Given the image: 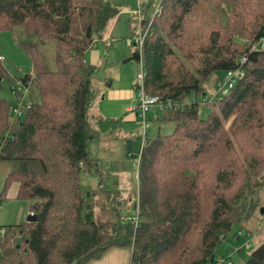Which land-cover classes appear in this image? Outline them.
Returning a JSON list of instances; mask_svg holds the SVG:
<instances>
[{"label": "trees", "instance_id": "obj_1", "mask_svg": "<svg viewBox=\"0 0 264 264\" xmlns=\"http://www.w3.org/2000/svg\"><path fill=\"white\" fill-rule=\"evenodd\" d=\"M156 2L141 16L151 25L132 59L144 72V92L169 102L156 111L173 129L141 148L134 226L131 219L96 221L80 182L82 171L101 170L89 143L116 138L121 126L90 116L95 68L86 59L118 7L108 0H0V31H12L32 63L33 73L19 82L38 94L30 103L16 90L14 101L0 96V161L10 164L0 204L17 182L16 199L28 200L36 217L0 225V264H84L111 245L130 246L132 264H233L216 258V249L227 238L239 242L256 207L253 178L264 171V0ZM2 62L0 80L13 84ZM237 69L243 75L218 94L224 74ZM211 76L215 92L207 96ZM200 104L212 109L202 116ZM247 264H264V243Z\"/></svg>", "mask_w": 264, "mask_h": 264}, {"label": "rangeland", "instance_id": "obj_2", "mask_svg": "<svg viewBox=\"0 0 264 264\" xmlns=\"http://www.w3.org/2000/svg\"><path fill=\"white\" fill-rule=\"evenodd\" d=\"M132 1L137 2L138 0H113L110 2L118 6ZM156 1L152 3L153 7L156 6ZM148 2L149 0H144L142 4ZM137 11L136 6L133 11L134 14L132 13L133 15L131 13L122 15L114 30L115 33L110 34L111 39L114 40L112 49L108 52L105 51L102 56H99L96 60H92L90 63L95 68L92 78L93 86L99 87V85H102L105 89L104 92L101 93L103 98L98 104L100 108L99 111H101L100 116L103 118L110 117L121 120V128L129 135L126 139L132 140L133 148L131 151L134 152V157H126L125 155L122 159H112V163L108 166L117 177L119 186L115 191L106 188L107 186L105 187L104 185V180L108 177L107 173L109 169H105L104 171L101 168L99 173H94L93 175L87 173V171H82L80 182L83 193L88 192L90 194L88 200L89 203H91L92 210L95 214L94 219L98 222H129L131 217L136 214V209H134L133 206L135 203L134 201H136L134 193L137 190L138 184V155L136 154V151L141 147V140L138 138L140 126L133 122V115L128 113L127 110H125V107L128 106L129 109L134 107L132 99H135L137 96V91L136 88H134V85L138 83L142 84V81L138 79V75L142 72V67L135 59L125 63L124 61L132 57L133 51L136 49V46L131 43L129 26L132 24L131 26L133 27L138 23V18H135ZM226 13H228V11L224 10L222 15L223 18ZM128 20L132 22L128 24ZM110 22L111 21H109L107 25H109ZM150 25L151 20L146 26L142 25L141 29L148 32ZM243 41L244 40L241 39V42ZM261 44L264 47V39H262ZM0 54L4 57L2 62L4 70L7 71L10 78L15 80L13 84H9L7 78H2L0 80V96L9 99L10 101H14L12 88L14 87L18 90L24 88L23 85L20 84L19 79L24 74L33 73L32 63L29 56H27L14 41L12 31L8 29L0 31ZM110 79L113 82L112 88H116L115 90L108 89L110 87H108L106 81ZM212 83L213 79L211 76L204 85L207 96H211L212 93L214 94L215 92V87H212ZM210 89H212V91H210ZM120 92H124V99ZM129 92H131V94L128 95V97L126 96V93ZM23 99L25 103H30L31 101L38 99V94L37 92H29L24 95ZM199 108L202 116H205L212 109L211 105L201 104ZM158 116V111L152 112L149 115L150 120L148 123H150V128L146 135V138L148 139L154 138L159 134L164 135L173 129V123L158 119ZM93 122L94 118L92 119V124L94 125ZM226 129L228 130V124ZM230 138L231 140L234 139L233 135L230 134ZM235 141L236 140H233V149L240 153L238 149L239 145H237L238 142L236 141L237 143H235ZM9 165L10 164L5 161H0V193L4 187L3 183L5 176L9 172ZM99 178L101 181L103 179L100 184L97 182ZM253 182L255 183V186L253 187L254 195L252 197L253 201L256 202V207L249 221L242 223L240 240L238 243L235 242L238 246L247 242L249 246H242L239 252L233 251L231 247L234 242L230 238H227L217 247V252L215 253L216 258L221 255L223 257H229L226 260L233 264H247L253 250L257 249L258 246L264 243V171L254 176ZM14 183L17 184V182ZM7 192L5 198L0 204V224L10 225L24 222L30 214L28 211L29 201L13 198L12 196L7 195ZM261 209H263V212H261ZM115 223H111L113 227H110V231L114 230ZM169 260V258L168 260L166 259L164 261L165 264H167Z\"/></svg>", "mask_w": 264, "mask_h": 264}, {"label": "crops", "instance_id": "obj_3", "mask_svg": "<svg viewBox=\"0 0 264 264\" xmlns=\"http://www.w3.org/2000/svg\"><path fill=\"white\" fill-rule=\"evenodd\" d=\"M108 1H113V0H108ZM114 1H116V0H114ZM143 1L144 0H138L137 2L132 1V2L127 3V4L123 3L122 5L117 6L118 7V14L105 23L104 29L95 38L94 46L91 47V49L86 52V59H87L89 64L92 62V60H96L99 56H102L103 53H105V51L108 52L110 49H112L113 44H114V40L111 39L110 34L115 33L114 30L117 26L119 19L122 17V15L130 14V13L132 14L135 7L137 6V10L139 9V10H142V12H143L142 17L144 16L145 18H147L148 16H150L149 15L150 11L155 9V8H153V5H151L153 0H149V2L146 4H142ZM154 1H156V0H154ZM149 3H150V6H147ZM135 18H137V17H135ZM109 21H111V22L109 25H107ZM131 22L132 21L128 20V24H130ZM131 25L132 24H130V26ZM136 25L134 27H136ZM130 26H129V28L131 29L132 26L131 27ZM88 56H89V58H88ZM92 78H93V76H92ZM92 78H91V82H92ZM92 84H93V82H92ZM107 85H108V87H110L108 89H111V90L116 89V88H112L113 82L111 79L108 80ZM104 90L105 89L102 85H99V87H96V92H95L94 98L92 100V105L89 109L90 116H92V117L101 115L100 114L101 111H99L100 108H99L98 104H99V101L103 98L101 93H103ZM108 92H109V90H108ZM123 93L124 92H120L122 98L124 99ZM130 94H131V92L126 93V96H128ZM125 110H127L128 113H131L133 115L132 118H133V122L135 123V115L132 112V110H130L128 106L125 107ZM128 137H129L128 133L124 132L120 126V129L117 132L116 138H113V139L110 138L108 140L107 139L95 140V141L89 143V145H88L90 154L92 155L93 158L97 159L100 167L104 171H105V169L106 170L109 169L108 173H107L108 177L106 178V180H104V182H105L104 185H105V187L107 186L106 188L113 190V191H115L119 185H118L117 177L114 175V172H112L110 167H108V166L112 163V161H111L112 159L116 160V159H122L123 157H125L126 153H124V152L126 151V141L128 140L126 138H128ZM132 148H133V142H132ZM126 157H129V156L126 155ZM102 181H103V179H102ZM102 181L99 178L97 182L100 184V183H102ZM18 187H19V184H16L14 182L11 183L9 186L7 195L12 196L13 198H16ZM137 187H138V184H137ZM136 193H137V190L134 193V195L136 196V201H134L135 203L133 206L134 209L136 207V202H137ZM94 216H95V214H94ZM101 253L102 254L99 257H97L95 259H90V260L86 261L84 264H132V249L130 246L124 247V246H119V245H111V247L103 250Z\"/></svg>", "mask_w": 264, "mask_h": 264}, {"label": "built area", "instance_id": "obj_4", "mask_svg": "<svg viewBox=\"0 0 264 264\" xmlns=\"http://www.w3.org/2000/svg\"><path fill=\"white\" fill-rule=\"evenodd\" d=\"M141 11L138 9V11L136 12V17L138 18V23L137 27H135V31L133 32V34L131 35V42L132 44H134V46H136V48L138 50H141L143 43H144V37L147 34V32L145 30H142V24H141ZM139 25V28H138ZM0 60H4V57H2L0 55ZM243 75L242 70L237 69V70H229L227 71L222 80L219 82L218 87H217V93L221 94V95H225L227 94V92L234 86L235 82L238 80L239 77H241ZM143 77H144V72L142 70V72L138 75V79H140V81H142V84H136L134 85V88H136L137 91V96L135 97V99H132V101L134 102V107L130 110H132V112L135 115V123L138 124L140 126V130H139V135L138 138H140L141 140V147L139 148V150L137 151V155H138V159L140 157L141 154V148L142 146L146 143V135L147 132L149 130L150 127V123L149 122V115L152 112H155L156 110H160L162 112H164V108L167 105L169 106V102L166 103V105L164 104V102H162L161 100L158 99L157 96L154 95H147L144 92V88H143ZM21 84V83H20ZM24 88L21 90H18L16 88H12V90H16V92H20L21 98H24V95L27 94V91L29 90L28 87L23 86ZM14 93V92H13ZM17 99V103H16V108L13 109V113H14V118H19L21 117V111L20 109H18V107L21 105L22 101H20V99ZM31 215H33V213H30ZM131 223L134 224V226H138L139 225V218H138V211L136 210V214L134 216L131 217ZM1 232H4V229H1ZM248 247L249 244L247 242H245L244 244L241 245H237L234 244L232 245L233 251L239 252V250H241V247ZM225 262H220L218 264H222ZM225 264H229V262L225 263Z\"/></svg>", "mask_w": 264, "mask_h": 264}, {"label": "water", "instance_id": "obj_5", "mask_svg": "<svg viewBox=\"0 0 264 264\" xmlns=\"http://www.w3.org/2000/svg\"><path fill=\"white\" fill-rule=\"evenodd\" d=\"M131 60H132V57L126 59L124 62H129ZM131 150H132V140H127L126 141V151H131ZM261 212H263V209H261ZM26 220L28 222H34L36 221V217L34 215L29 214Z\"/></svg>", "mask_w": 264, "mask_h": 264}]
</instances>
